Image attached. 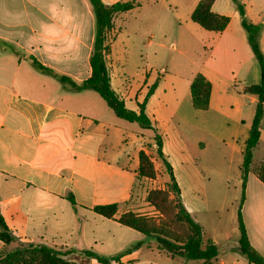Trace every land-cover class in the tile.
<instances>
[{
  "label": "crops",
  "instance_id": "1",
  "mask_svg": "<svg viewBox=\"0 0 264 264\" xmlns=\"http://www.w3.org/2000/svg\"><path fill=\"white\" fill-rule=\"evenodd\" d=\"M126 1L134 8L115 15L110 32L111 85L125 104L127 99L134 101L137 111L147 89L158 81L146 104L147 114L152 99L167 86L166 76L151 82L147 64L141 72L145 77L141 90L130 86L122 96L113 85L116 46L128 31L117 27L116 21L136 14L138 25L146 27H134L133 34L126 35L128 40L135 35L132 49L139 36L146 58L167 55L183 64L177 74L185 88L173 113L164 118L161 110L167 104L163 103L151 120L162 136V151L183 204L202 226L200 217L215 203L207 189L210 178L206 179L200 164L205 163L207 174L213 173L204 149L220 150L225 172L234 174L225 178V185L232 179L242 185L244 152L258 104V97L245 89L260 84L259 63L232 0H214L212 12L230 19L218 33L192 20L201 0H102L108 6ZM241 2L246 19L262 24L259 44L264 54V0ZM165 20L172 22L173 35L164 29ZM96 31L90 0H0V216L17 239L11 249L45 245L65 259L85 264H100L86 257L85 251L120 257L116 264H250L238 251L240 235L233 241L219 228L221 223L204 240L217 246L218 257L210 263H188L159 249L157 238L117 221L131 211L139 158L132 168L119 163V154L111 152L106 158L100 152L112 135L127 141L125 127L108 105L91 100L93 91H70L38 71L32 61L35 58L55 73L82 83L92 74ZM125 51L121 55L126 66L130 51ZM199 74L212 86L206 110H197L191 95V84ZM260 149L264 152V118L254 160ZM110 204L119 205L115 218L94 212L95 207ZM242 214L252 247L264 257V183L255 170L249 174ZM5 250L0 242V252Z\"/></svg>",
  "mask_w": 264,
  "mask_h": 264
},
{
  "label": "trees",
  "instance_id": "2",
  "mask_svg": "<svg viewBox=\"0 0 264 264\" xmlns=\"http://www.w3.org/2000/svg\"><path fill=\"white\" fill-rule=\"evenodd\" d=\"M232 1L236 5V8L242 18V25L247 32L248 42L261 70L260 84L245 89L246 93L258 97V104L255 117L250 128V135L246 143L241 168L242 199L238 211V227L240 232L238 251L248 260L250 264H264V257L259 254L250 243L242 214L249 174L252 170L254 171V151L260 141L261 124L262 119L264 118V54L259 44L262 24L254 25L250 23L246 19L245 6L241 0ZM90 2L97 17L96 38L94 50L90 60L92 69L91 76L82 83H77L70 77L59 75L55 73L54 70L43 66L35 58H32L33 65L42 74L58 80L70 91L80 93L91 90L96 92L107 103L108 107L113 111L117 118L132 124H137L141 129L154 132L158 155L164 162L172 187L181 204L179 217L187 224L190 231V235L182 245H179L176 241H171L166 238H157L159 240L158 248L167 251L173 257L178 255L187 261H203L204 263H210L218 257V248L212 241H204L202 226L194 220L192 215L185 208L182 201L181 189L175 179L172 166L162 151V136L158 132L151 118L146 113V104L154 94V91L158 86V81L150 86L143 103L138 105L137 111L127 108L124 100L117 94L111 85L107 56L111 50L109 39L110 32L113 28V18L117 14L132 10L134 8V4L126 1L108 6L105 5L102 0H90ZM213 3L214 0H201L192 14V20L207 31L217 33L223 32L227 28L230 19L213 13ZM211 92L212 86L210 82L203 75H197L191 84L193 105L197 110H206L209 108ZM145 162H149L148 157L144 151H140L137 179L138 172L139 174L142 173L143 176L147 173V168L143 166ZM256 166L257 168H255V172L259 179L264 183V162ZM71 200L74 203L73 198H71ZM118 210V204L100 205L94 208L95 213L106 218H115L118 214ZM117 221L148 237L156 236L154 228L150 225V221L144 216L128 212L123 214L119 219H117ZM16 240L17 239L15 238L13 231L0 216V242L6 247L5 251L0 252V264H85L65 259L62 253L45 245H30L11 249ZM84 254L88 258L96 259L100 264H116V262L120 260V257L108 258L91 251H85Z\"/></svg>",
  "mask_w": 264,
  "mask_h": 264
},
{
  "label": "rangeland",
  "instance_id": "3",
  "mask_svg": "<svg viewBox=\"0 0 264 264\" xmlns=\"http://www.w3.org/2000/svg\"><path fill=\"white\" fill-rule=\"evenodd\" d=\"M123 17L124 18L116 21L117 27H128V31H124L125 36L121 37L123 40L118 42L116 46L117 52L114 58L115 67L112 72L114 76L113 85L116 90H120L119 94L122 96L130 86L136 92L141 90L145 80L144 73L142 74L141 72L143 66L147 64L148 72L152 75L151 82L153 83L157 78L166 76L164 84L167 85L166 88H161L158 94L152 99L147 112L150 118L154 120V112L159 111V107L165 103L167 107H162L161 112H164V118H168L173 113L177 101L184 92L185 83L179 78V74H177L178 71L182 69L183 64L178 62V60H171L167 55H161L157 58L149 55L148 58H146L139 44V41L142 39L138 38L139 36L136 38V46L132 49L135 35H132V37L129 38L130 40H128L126 35L129 32L133 34L132 29L134 27L136 29L141 27L142 29L146 26L144 24L138 25L139 22L135 19L136 14L123 15ZM163 27L168 34L173 35L174 29L171 21L165 20ZM109 41L110 43L112 42V35H110ZM125 49L130 51V54L126 55L127 57L129 56L128 65L126 66L125 63H123V56L121 55ZM109 55L110 52L108 56ZM114 63L111 61V64ZM172 84H175V89L171 88ZM90 97L91 100L97 101L100 105L106 107L107 103L95 92H91ZM126 106L136 111V103L134 101L127 99ZM116 121H119V123L125 127L127 141H120V139L114 135H112L111 138L108 137L103 144L107 146L109 150H107V147H103L100 155L110 158V153L115 152L119 154L118 161L121 165L135 168L138 165L139 152L143 150L149 161L148 163L145 162L143 165L147 168L145 176L138 172V179L133 190V202L130 212L134 211L133 213L142 215L150 221V225L154 228L156 234L153 238H166L182 245L190 235V231L187 224L179 217L181 204L172 187L164 162L158 155L154 132L141 129L137 124H132L121 119H117ZM204 152L206 153L205 158L209 161L213 173L210 175L207 174L208 171L204 168L205 163L200 164L206 179L210 178V180H208L210 184H208L207 188L209 197L212 201H215V203L210 206L209 213L201 216L199 219L202 226L206 229L204 240H207L209 235L212 234V229L213 227L216 228V223L217 227H219L218 224L221 223V227L219 228L225 229L232 240L235 241L240 235L238 228V211L242 199V185L235 184L233 179L230 181V185L227 186L224 184L225 178L228 176L234 177V174L225 172V165L219 149L213 148L209 150L208 148L207 151L204 149ZM262 162H264V152L260 149L255 154L253 164L254 170L257 168L256 165H260ZM222 168L223 172L221 171ZM211 224L212 226L210 228L209 226ZM176 257L180 256L177 255ZM188 263L190 262L188 261Z\"/></svg>",
  "mask_w": 264,
  "mask_h": 264
}]
</instances>
